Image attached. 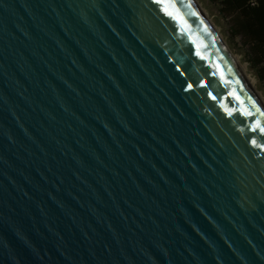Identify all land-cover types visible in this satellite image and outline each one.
<instances>
[{
    "label": "water",
    "instance_id": "obj_1",
    "mask_svg": "<svg viewBox=\"0 0 264 264\" xmlns=\"http://www.w3.org/2000/svg\"><path fill=\"white\" fill-rule=\"evenodd\" d=\"M255 125L193 0H0V264H264Z\"/></svg>",
    "mask_w": 264,
    "mask_h": 264
},
{
    "label": "trees",
    "instance_id": "obj_2",
    "mask_svg": "<svg viewBox=\"0 0 264 264\" xmlns=\"http://www.w3.org/2000/svg\"><path fill=\"white\" fill-rule=\"evenodd\" d=\"M229 18L230 31L247 51V60L264 86V0H214Z\"/></svg>",
    "mask_w": 264,
    "mask_h": 264
},
{
    "label": "rangeland",
    "instance_id": "obj_3",
    "mask_svg": "<svg viewBox=\"0 0 264 264\" xmlns=\"http://www.w3.org/2000/svg\"><path fill=\"white\" fill-rule=\"evenodd\" d=\"M202 9L205 17L211 22L214 30L217 32L221 40L225 43L226 47L233 55L237 58L240 66L244 69V74L253 83L254 90L260 96L264 103V86L259 81L255 70L252 69L251 65L247 60L246 48L238 36H233L230 31L229 18L224 15L217 1L214 0H195Z\"/></svg>",
    "mask_w": 264,
    "mask_h": 264
},
{
    "label": "bare ground",
    "instance_id": "obj_4",
    "mask_svg": "<svg viewBox=\"0 0 264 264\" xmlns=\"http://www.w3.org/2000/svg\"><path fill=\"white\" fill-rule=\"evenodd\" d=\"M194 3L196 4L197 10L200 13L201 17L203 18L204 22L206 23V25L208 27H210L213 31V33L215 34L216 38L218 39V41L220 42V44L222 45V47L224 48V50L226 51L227 55L229 56V58L231 59L233 65L238 69V71L243 75V77L246 79L247 83L249 84L253 94L255 95V97L257 98V100L259 101V103L261 104L262 108L264 109V103L261 100L260 96L257 94V92L254 90V85L253 83L246 77V75L244 74V69L240 66L239 61L237 60V58L233 57L232 54H230L228 48L226 47L225 43L221 40V38L219 37V35L217 34V32L214 30L213 25L211 24V22L207 19V17H205L202 9L200 8V6L197 4V2L195 0H193Z\"/></svg>",
    "mask_w": 264,
    "mask_h": 264
},
{
    "label": "snow or ice",
    "instance_id": "obj_5",
    "mask_svg": "<svg viewBox=\"0 0 264 264\" xmlns=\"http://www.w3.org/2000/svg\"><path fill=\"white\" fill-rule=\"evenodd\" d=\"M154 2L157 3V4H161V3H166L167 0H154ZM164 10H165L166 14L172 15L171 13L167 12L166 8ZM194 15H195V13H194ZM189 87H191V85H189ZM257 110L259 111V109H257ZM249 115H250V113H249ZM251 130L254 131V132L259 130L262 134H264V126L255 125V126L252 127ZM253 143H255V141H253Z\"/></svg>",
    "mask_w": 264,
    "mask_h": 264
}]
</instances>
